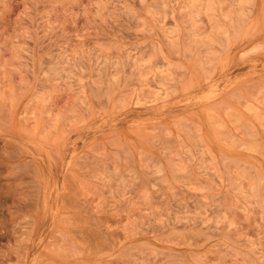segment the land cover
I'll use <instances>...</instances> for the list:
<instances>
[{"label": "rangeland", "instance_id": "rangeland-1", "mask_svg": "<svg viewBox=\"0 0 264 264\" xmlns=\"http://www.w3.org/2000/svg\"><path fill=\"white\" fill-rule=\"evenodd\" d=\"M0 264H264V0H0Z\"/></svg>", "mask_w": 264, "mask_h": 264}, {"label": "bare ground", "instance_id": "bare-ground-1", "mask_svg": "<svg viewBox=\"0 0 264 264\" xmlns=\"http://www.w3.org/2000/svg\"><path fill=\"white\" fill-rule=\"evenodd\" d=\"M3 192V191H2Z\"/></svg>", "mask_w": 264, "mask_h": 264}]
</instances>
